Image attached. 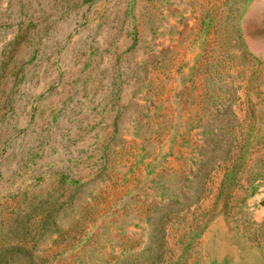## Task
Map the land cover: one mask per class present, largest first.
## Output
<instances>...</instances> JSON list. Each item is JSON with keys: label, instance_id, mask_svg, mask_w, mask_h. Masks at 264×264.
I'll return each instance as SVG.
<instances>
[{"label": "rangeland", "instance_id": "374dc122", "mask_svg": "<svg viewBox=\"0 0 264 264\" xmlns=\"http://www.w3.org/2000/svg\"><path fill=\"white\" fill-rule=\"evenodd\" d=\"M0 264H264V0H0Z\"/></svg>", "mask_w": 264, "mask_h": 264}]
</instances>
